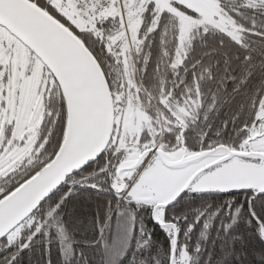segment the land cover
<instances>
[{
    "label": "snow or ice",
    "instance_id": "snow-or-ice-1",
    "mask_svg": "<svg viewBox=\"0 0 264 264\" xmlns=\"http://www.w3.org/2000/svg\"><path fill=\"white\" fill-rule=\"evenodd\" d=\"M78 188L122 254L67 245ZM57 258L264 264V0H0V264Z\"/></svg>",
    "mask_w": 264,
    "mask_h": 264
},
{
    "label": "trees",
    "instance_id": "trees-1",
    "mask_svg": "<svg viewBox=\"0 0 264 264\" xmlns=\"http://www.w3.org/2000/svg\"><path fill=\"white\" fill-rule=\"evenodd\" d=\"M106 197L96 196L89 190L84 188H78L73 196L70 198L67 211L64 213V224L66 225L69 233V239L67 245H75L77 250H83L87 256L93 255V249L83 247L85 243H91L93 241H99V229L103 225L105 229V239L107 241V247L105 256L113 258L117 254L112 253V247L117 241V237L122 234L121 228L125 225L128 226L130 220L121 221L118 217L112 216L111 224L105 222L104 205L103 201ZM158 231V230H157ZM127 234V232H126ZM128 236V234H127ZM127 243L131 240L127 239ZM59 242L54 244L53 253L54 256L57 253L59 247H62ZM100 244H97V250H99ZM128 246L126 245V248ZM111 248V251H110ZM117 251L115 250V253ZM57 264H60L57 258ZM124 264V262H121Z\"/></svg>",
    "mask_w": 264,
    "mask_h": 264
},
{
    "label": "rangeland",
    "instance_id": "rangeland-1",
    "mask_svg": "<svg viewBox=\"0 0 264 264\" xmlns=\"http://www.w3.org/2000/svg\"><path fill=\"white\" fill-rule=\"evenodd\" d=\"M121 231H122V234H125L126 236H122L121 234L117 237V241L116 243L114 244L115 248L112 247V253H113V250H114V254H122V252L126 249V245L128 246L129 243H127V239L128 237H130V233H131V220L129 221V224L127 227L122 226L121 228ZM128 236H127V234ZM115 250L117 251L115 253ZM110 251H111V248H110Z\"/></svg>",
    "mask_w": 264,
    "mask_h": 264
}]
</instances>
